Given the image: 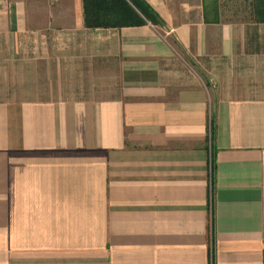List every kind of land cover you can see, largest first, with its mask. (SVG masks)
<instances>
[{
  "label": "crops",
  "instance_id": "obj_1",
  "mask_svg": "<svg viewBox=\"0 0 264 264\" xmlns=\"http://www.w3.org/2000/svg\"><path fill=\"white\" fill-rule=\"evenodd\" d=\"M144 1L0 0V264H264V22Z\"/></svg>",
  "mask_w": 264,
  "mask_h": 264
},
{
  "label": "trees",
  "instance_id": "obj_2",
  "mask_svg": "<svg viewBox=\"0 0 264 264\" xmlns=\"http://www.w3.org/2000/svg\"><path fill=\"white\" fill-rule=\"evenodd\" d=\"M88 28L136 27L157 24L155 12L144 0H83ZM255 19L264 22V0H252Z\"/></svg>",
  "mask_w": 264,
  "mask_h": 264
},
{
  "label": "rangeland",
  "instance_id": "obj_3",
  "mask_svg": "<svg viewBox=\"0 0 264 264\" xmlns=\"http://www.w3.org/2000/svg\"><path fill=\"white\" fill-rule=\"evenodd\" d=\"M252 2V0H223V4H226L227 7H230V5H234V7L231 8L233 11L237 6L244 7L248 9L249 4Z\"/></svg>",
  "mask_w": 264,
  "mask_h": 264
},
{
  "label": "built area",
  "instance_id": "obj_4",
  "mask_svg": "<svg viewBox=\"0 0 264 264\" xmlns=\"http://www.w3.org/2000/svg\"><path fill=\"white\" fill-rule=\"evenodd\" d=\"M211 83H212V85L214 86V82H213V81H211Z\"/></svg>",
  "mask_w": 264,
  "mask_h": 264
}]
</instances>
